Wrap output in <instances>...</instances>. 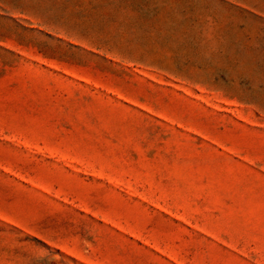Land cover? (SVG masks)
<instances>
[{"label": "rangeland", "instance_id": "374dc122", "mask_svg": "<svg viewBox=\"0 0 264 264\" xmlns=\"http://www.w3.org/2000/svg\"><path fill=\"white\" fill-rule=\"evenodd\" d=\"M0 264H264V0H0Z\"/></svg>", "mask_w": 264, "mask_h": 264}]
</instances>
